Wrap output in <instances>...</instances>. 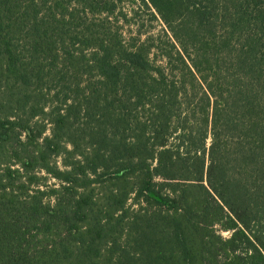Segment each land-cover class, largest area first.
I'll return each instance as SVG.
<instances>
[{
    "label": "trees",
    "instance_id": "obj_1",
    "mask_svg": "<svg viewBox=\"0 0 264 264\" xmlns=\"http://www.w3.org/2000/svg\"><path fill=\"white\" fill-rule=\"evenodd\" d=\"M138 1L0 0V264H264V0Z\"/></svg>",
    "mask_w": 264,
    "mask_h": 264
},
{
    "label": "rangeland",
    "instance_id": "obj_2",
    "mask_svg": "<svg viewBox=\"0 0 264 264\" xmlns=\"http://www.w3.org/2000/svg\"><path fill=\"white\" fill-rule=\"evenodd\" d=\"M117 13V18L113 19L120 26L124 38L129 42L133 38L141 41L152 40L155 46L152 56L158 55V59H160L162 50L169 48V41H174L163 20L158 15L153 17L151 11L138 0H135L134 3H122ZM48 183L54 184L58 181L49 177ZM222 235L228 237L230 231L223 230Z\"/></svg>",
    "mask_w": 264,
    "mask_h": 264
}]
</instances>
